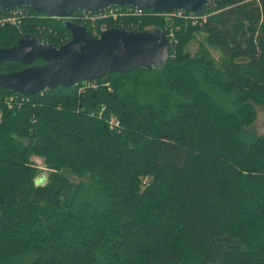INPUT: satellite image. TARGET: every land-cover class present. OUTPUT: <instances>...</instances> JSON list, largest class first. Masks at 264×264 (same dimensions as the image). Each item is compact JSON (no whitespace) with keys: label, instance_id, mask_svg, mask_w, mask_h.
Listing matches in <instances>:
<instances>
[{"label":"trees","instance_id":"trees-1","mask_svg":"<svg viewBox=\"0 0 264 264\" xmlns=\"http://www.w3.org/2000/svg\"><path fill=\"white\" fill-rule=\"evenodd\" d=\"M21 9L0 48L71 39L64 20ZM74 22L93 37L163 33L169 58L35 95L0 89V264H264V133L250 130L264 109V0Z\"/></svg>","mask_w":264,"mask_h":264},{"label":"water","instance_id":"water-1","mask_svg":"<svg viewBox=\"0 0 264 264\" xmlns=\"http://www.w3.org/2000/svg\"><path fill=\"white\" fill-rule=\"evenodd\" d=\"M210 0H0V9L32 8L37 14L62 19L71 39L57 47L31 35L19 38L10 48H0V64L29 65L16 73L0 74V89L35 95L45 88L72 86L103 78L107 73H128L168 61L169 45L163 33L109 28L98 37L67 18L76 12L97 14L113 7L149 10L154 14L174 11L200 16ZM40 59L43 64L30 66Z\"/></svg>","mask_w":264,"mask_h":264},{"label":"built area","instance_id":"built-area-1","mask_svg":"<svg viewBox=\"0 0 264 264\" xmlns=\"http://www.w3.org/2000/svg\"><path fill=\"white\" fill-rule=\"evenodd\" d=\"M23 13H24L23 9L21 8L9 10V11L0 9V27L4 26L7 23L13 24V25L17 24L20 20V17L23 15ZM130 15L142 16L144 15V10L137 9V8H130V7H126L125 10L109 8L106 11L100 12L97 14H89L85 12H80L78 15H72L68 17L67 19L71 21L77 20L82 23H86V22L95 23L97 20L109 19V18L116 20L118 17L130 16ZM167 15L180 17L181 15H183V11H174L171 13H167ZM187 18L192 21L196 19L193 15L187 16ZM99 30L101 33L102 31L106 30V28L102 26L100 27ZM110 125L118 126V123L114 120H111Z\"/></svg>","mask_w":264,"mask_h":264},{"label":"rangeland","instance_id":"rangeland-1","mask_svg":"<svg viewBox=\"0 0 264 264\" xmlns=\"http://www.w3.org/2000/svg\"><path fill=\"white\" fill-rule=\"evenodd\" d=\"M195 47H196V44H194L192 48L194 49ZM211 52L215 58L218 57V53L215 50L211 49ZM250 130L255 135H261L264 133V109L263 108L261 107L256 108L255 122ZM34 161L38 165V168L40 170V174H39L40 178L38 179V181L40 183H43L47 176L48 169L44 167V165L42 164V160L35 158ZM72 180L78 181L74 177L72 178Z\"/></svg>","mask_w":264,"mask_h":264},{"label":"flooded vegetation","instance_id":"flooded-vegetation-1","mask_svg":"<svg viewBox=\"0 0 264 264\" xmlns=\"http://www.w3.org/2000/svg\"><path fill=\"white\" fill-rule=\"evenodd\" d=\"M79 14V12L78 13H74L73 15H78ZM74 21H77V20H73V21H71L73 24H76V25H80V26H83V25H81V24H78V23H76V22H74Z\"/></svg>","mask_w":264,"mask_h":264}]
</instances>
